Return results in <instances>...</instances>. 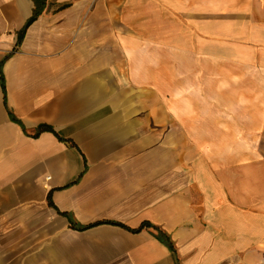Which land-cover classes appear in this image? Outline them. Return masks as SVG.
Wrapping results in <instances>:
<instances>
[{
    "label": "crops",
    "instance_id": "obj_1",
    "mask_svg": "<svg viewBox=\"0 0 264 264\" xmlns=\"http://www.w3.org/2000/svg\"><path fill=\"white\" fill-rule=\"evenodd\" d=\"M31 9L0 0L6 104L21 122L0 88V264H264V108L262 154L220 167L156 100L154 68L141 79L133 65L157 46L264 74V0H48L12 52ZM58 211L78 225L149 221L174 250L151 228L79 230Z\"/></svg>",
    "mask_w": 264,
    "mask_h": 264
},
{
    "label": "rangeland",
    "instance_id": "obj_2",
    "mask_svg": "<svg viewBox=\"0 0 264 264\" xmlns=\"http://www.w3.org/2000/svg\"><path fill=\"white\" fill-rule=\"evenodd\" d=\"M139 22L145 25L146 16ZM173 30L174 27L169 42L177 47L179 35ZM158 48L154 59L137 56L133 65L141 79L148 75L143 70L154 68L155 98L170 99L168 110L177 117L174 122L186 128L188 147L201 145L208 158L220 167L257 159L262 154L258 151L262 140L257 132V115L264 108L258 100L264 97L257 95L264 92V74L247 73L244 78L242 73L226 72L224 63L194 55L179 56L176 49L169 50L172 55H163V49ZM168 59L170 71L164 67ZM246 99L251 102H244Z\"/></svg>",
    "mask_w": 264,
    "mask_h": 264
},
{
    "label": "trees",
    "instance_id": "obj_3",
    "mask_svg": "<svg viewBox=\"0 0 264 264\" xmlns=\"http://www.w3.org/2000/svg\"><path fill=\"white\" fill-rule=\"evenodd\" d=\"M32 1V9H31V13L30 15L27 17V19L25 20L24 24L22 25V27L17 31L16 33V40H15V44L12 48V52L15 51L17 49V47L20 45L25 31L27 29V27L34 21L36 20L45 10L46 5H47V1L48 0H31ZM65 5H60L58 7H56V9H60L63 8ZM8 57V54H6L3 59L0 61V88L2 91V99H3V103L4 106L7 108V104H6V87H5V81H4V77L2 74V64L3 61L5 60V58ZM8 114L10 116V118L21 124L20 120L18 118H16L14 116V114L7 108ZM43 130H49L52 131L53 133H55V131L48 125L46 124H40L37 127V134ZM56 134V133H55ZM59 139H61V137L58 136ZM48 205L53 206L50 198L48 197ZM60 214H64L65 216H67L68 221H69V227L74 228V229H85V228H90L92 226H95L97 224H101V223H111V224H117V225H121L126 227L128 230L132 231V232H138L144 228H151L152 230H154L156 237L161 240L162 242H164L170 249L174 250L172 242L170 241V238L168 237V235L163 232L157 225L149 222V221H142L137 227L135 228H130L125 226L124 224L121 223H116L113 221H100V222H95V223H91V224H87V225H78L73 219L72 217L66 213V212H60L58 211Z\"/></svg>",
    "mask_w": 264,
    "mask_h": 264
}]
</instances>
